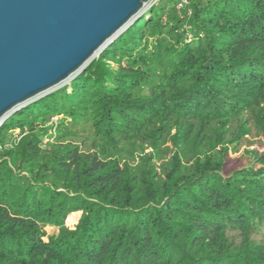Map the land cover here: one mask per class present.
Listing matches in <instances>:
<instances>
[{
    "label": "trees",
    "instance_id": "obj_1",
    "mask_svg": "<svg viewBox=\"0 0 264 264\" xmlns=\"http://www.w3.org/2000/svg\"><path fill=\"white\" fill-rule=\"evenodd\" d=\"M179 2L148 6L0 124V264H264V153L233 169L205 156L188 173L151 158L134 172L108 151L264 102V0ZM85 120L77 143L68 122Z\"/></svg>",
    "mask_w": 264,
    "mask_h": 264
},
{
    "label": "water",
    "instance_id": "obj_2",
    "mask_svg": "<svg viewBox=\"0 0 264 264\" xmlns=\"http://www.w3.org/2000/svg\"><path fill=\"white\" fill-rule=\"evenodd\" d=\"M150 1L0 0V124L22 104L75 79Z\"/></svg>",
    "mask_w": 264,
    "mask_h": 264
},
{
    "label": "rangeland",
    "instance_id": "obj_3",
    "mask_svg": "<svg viewBox=\"0 0 264 264\" xmlns=\"http://www.w3.org/2000/svg\"><path fill=\"white\" fill-rule=\"evenodd\" d=\"M167 1L171 3L175 0ZM156 2L157 1H150L146 6H150ZM179 6L178 4L177 7ZM141 12L142 13H140L134 21L143 15L144 12ZM102 50L103 49L86 61L84 67L74 75V78L96 59ZM71 80L73 79L63 81L51 91L22 104L18 109L67 85ZM54 120L55 118H53V121ZM89 125V120L79 123V126L68 122V126L78 129L79 136L75 138L77 143L85 137ZM188 128H190V130L186 131L187 126L185 125L176 127L172 123H169L162 132H159L158 135L152 138L144 137L142 139L131 138L123 140L116 146L109 147L108 151H110L109 154L114 153V156L118 158L121 165H127L134 172H139L143 169L146 159L151 158L152 161L156 163L166 160L172 165L178 163L185 168V172L189 173L196 166L198 159L205 156H214L217 153L222 154L224 169L244 166L253 160L254 155H261L264 153V102L255 106L253 111L245 112L240 118L223 125L219 124L217 121L209 123L195 121L192 123V126ZM242 130H245V132L243 133ZM86 140L87 141L82 144V147L88 151L93 148V145H96V142H92L90 139ZM166 147L170 149L169 153L165 152ZM80 213V208L69 213L65 219V225L72 229L77 223ZM53 230H55L53 227L47 228L48 233H51ZM235 234L236 233H232L231 235ZM235 240H237V237H235Z\"/></svg>",
    "mask_w": 264,
    "mask_h": 264
},
{
    "label": "built area",
    "instance_id": "obj_4",
    "mask_svg": "<svg viewBox=\"0 0 264 264\" xmlns=\"http://www.w3.org/2000/svg\"><path fill=\"white\" fill-rule=\"evenodd\" d=\"M154 1H157V0H154ZM186 3H188V1L187 0H180V3H179V5L180 6H182L183 4H186Z\"/></svg>",
    "mask_w": 264,
    "mask_h": 264
},
{
    "label": "bare ground",
    "instance_id": "obj_5",
    "mask_svg": "<svg viewBox=\"0 0 264 264\" xmlns=\"http://www.w3.org/2000/svg\"><path fill=\"white\" fill-rule=\"evenodd\" d=\"M100 50H101V49H100ZM100 50L96 51V52L94 53V55H96V53H98ZM94 55H93V56H94Z\"/></svg>",
    "mask_w": 264,
    "mask_h": 264
}]
</instances>
